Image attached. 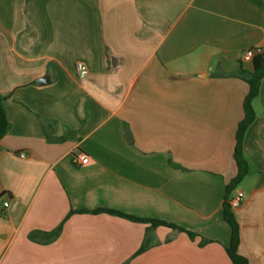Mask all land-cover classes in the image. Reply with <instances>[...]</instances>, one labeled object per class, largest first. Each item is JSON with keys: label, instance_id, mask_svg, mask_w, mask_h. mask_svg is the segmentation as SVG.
Masks as SVG:
<instances>
[{"label": "crops", "instance_id": "obj_1", "mask_svg": "<svg viewBox=\"0 0 264 264\" xmlns=\"http://www.w3.org/2000/svg\"><path fill=\"white\" fill-rule=\"evenodd\" d=\"M248 49L264 0H0V264H232ZM253 107L233 211L264 264V79Z\"/></svg>", "mask_w": 264, "mask_h": 264}, {"label": "trees", "instance_id": "obj_2", "mask_svg": "<svg viewBox=\"0 0 264 264\" xmlns=\"http://www.w3.org/2000/svg\"><path fill=\"white\" fill-rule=\"evenodd\" d=\"M240 75L246 80L249 85L248 93L244 99V117L238 125L236 132V143L234 148V161L237 168V173L226 185V196L223 205V217L224 220L229 224L231 229V237L229 245L227 246V253L232 261V264H249L248 259L239 252L240 246V227L239 223L235 217L233 208L231 207L230 200L232 198L233 192L236 190L237 185L244 179L248 174V162L244 156L243 141L246 131L250 124L256 117V113L253 107L254 99L259 95L260 84L264 79V50L254 54L252 58V70H246L240 68ZM10 127V122L7 116V112L3 105V97L0 94V140L8 132ZM105 210V209H100ZM110 213L120 214L129 219L135 221H142L149 223L152 227H157L159 225H165L172 228H176L180 231H186L191 237H194V233L187 230L175 223L167 222L165 220L147 217H138L131 214H124L115 210H107ZM61 230V226L53 231V234L57 235ZM36 232H32L33 237Z\"/></svg>", "mask_w": 264, "mask_h": 264}, {"label": "built area", "instance_id": "obj_3", "mask_svg": "<svg viewBox=\"0 0 264 264\" xmlns=\"http://www.w3.org/2000/svg\"><path fill=\"white\" fill-rule=\"evenodd\" d=\"M255 52L253 49H248L244 52L243 54V59L244 60H252L253 56H254ZM77 67H78V70H79V73L81 76H84L85 73L87 72V67L84 63L82 62H79L77 64ZM20 156H24V153H20ZM88 159V155L86 153H81L78 155V157L76 158V163H84L86 162ZM244 199V193L242 191H238L235 193L234 196H232L231 200H230V204H231V207L232 208H237L241 205L242 201ZM9 203V200L7 199L4 204L5 205H8Z\"/></svg>", "mask_w": 264, "mask_h": 264}, {"label": "water", "instance_id": "obj_4", "mask_svg": "<svg viewBox=\"0 0 264 264\" xmlns=\"http://www.w3.org/2000/svg\"><path fill=\"white\" fill-rule=\"evenodd\" d=\"M46 81H48L47 78L43 77V78H39V79L37 80V83H38V84H43V83H45Z\"/></svg>", "mask_w": 264, "mask_h": 264}]
</instances>
